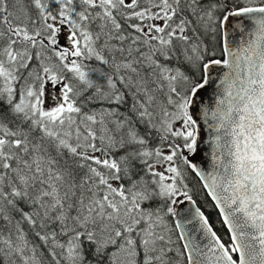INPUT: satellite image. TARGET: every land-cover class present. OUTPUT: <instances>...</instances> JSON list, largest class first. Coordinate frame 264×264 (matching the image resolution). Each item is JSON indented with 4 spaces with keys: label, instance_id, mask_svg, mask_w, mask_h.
Returning <instances> with one entry per match:
<instances>
[{
    "label": "snow or ice",
    "instance_id": "obj_1",
    "mask_svg": "<svg viewBox=\"0 0 264 264\" xmlns=\"http://www.w3.org/2000/svg\"><path fill=\"white\" fill-rule=\"evenodd\" d=\"M0 264H264V0H0Z\"/></svg>",
    "mask_w": 264,
    "mask_h": 264
},
{
    "label": "trees",
    "instance_id": "obj_2",
    "mask_svg": "<svg viewBox=\"0 0 264 264\" xmlns=\"http://www.w3.org/2000/svg\"><path fill=\"white\" fill-rule=\"evenodd\" d=\"M213 219H215V215L213 216ZM217 228L220 229V225L217 224Z\"/></svg>",
    "mask_w": 264,
    "mask_h": 264
}]
</instances>
